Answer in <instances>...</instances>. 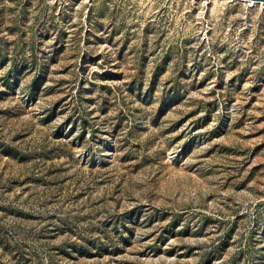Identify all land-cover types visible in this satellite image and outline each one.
<instances>
[{
	"label": "rangeland",
	"instance_id": "1",
	"mask_svg": "<svg viewBox=\"0 0 264 264\" xmlns=\"http://www.w3.org/2000/svg\"><path fill=\"white\" fill-rule=\"evenodd\" d=\"M0 264H264V5L0 0Z\"/></svg>",
	"mask_w": 264,
	"mask_h": 264
},
{
	"label": "bare ground",
	"instance_id": "2",
	"mask_svg": "<svg viewBox=\"0 0 264 264\" xmlns=\"http://www.w3.org/2000/svg\"><path fill=\"white\" fill-rule=\"evenodd\" d=\"M238 1L248 2L250 4H261V5H264V2H257V1H252V0H238Z\"/></svg>",
	"mask_w": 264,
	"mask_h": 264
},
{
	"label": "water",
	"instance_id": "3",
	"mask_svg": "<svg viewBox=\"0 0 264 264\" xmlns=\"http://www.w3.org/2000/svg\"><path fill=\"white\" fill-rule=\"evenodd\" d=\"M252 1H257V2H264V0H252Z\"/></svg>",
	"mask_w": 264,
	"mask_h": 264
}]
</instances>
